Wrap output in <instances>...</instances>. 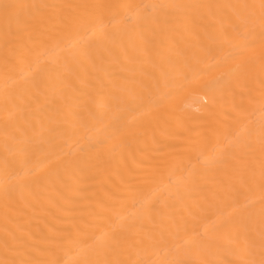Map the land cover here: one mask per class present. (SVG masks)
I'll use <instances>...</instances> for the list:
<instances>
[{
	"label": "bare ground",
	"instance_id": "obj_1",
	"mask_svg": "<svg viewBox=\"0 0 264 264\" xmlns=\"http://www.w3.org/2000/svg\"><path fill=\"white\" fill-rule=\"evenodd\" d=\"M0 264H264V0H0Z\"/></svg>",
	"mask_w": 264,
	"mask_h": 264
}]
</instances>
